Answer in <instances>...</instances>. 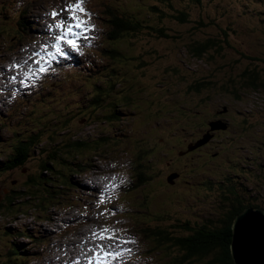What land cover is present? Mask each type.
Segmentation results:
<instances>
[{
  "label": "rangeland",
  "instance_id": "obj_1",
  "mask_svg": "<svg viewBox=\"0 0 264 264\" xmlns=\"http://www.w3.org/2000/svg\"><path fill=\"white\" fill-rule=\"evenodd\" d=\"M20 2L0 0V161L14 142L10 136L15 130L26 134L34 125L46 124L49 118L53 127L58 126L56 121L68 120L70 130L66 137L96 139L107 134L113 149L100 152L97 157L88 155L95 172H69L70 186L55 205L38 208L31 202L24 205L14 202L10 209L0 207V264L13 261V256L8 257L11 244L19 247L20 255H25L26 259L19 263L97 264L99 254L103 264L109 257H103L98 247L101 243L107 251H120L123 261L114 259L121 264H203L181 263L183 254L179 250L160 247L144 237L145 230L157 226L171 237L184 238L186 225L191 230L209 222L218 227L220 221L227 219L230 208L239 211L243 205H251L264 209V90L241 91L243 97L239 101L217 91L218 84L227 79H233L239 88L240 72L255 69L254 65L259 64L256 61H262L260 70L264 74V0H174L175 6L165 11L157 0H85L90 17L86 18L88 30L80 41L84 44L95 36L94 30L102 21L104 29L97 39L101 48L109 47L108 51L101 53L100 48L95 52L92 66L68 67L49 77L35 94L16 100L15 108L10 109L13 93L28 87L36 68L43 65L35 63L40 57L34 53L46 52L42 45L29 44L30 39L18 33L21 28H17L14 19L18 9L26 6ZM66 2L37 0L34 11H23L30 24L25 28L31 34V25L35 23L32 17H42ZM152 6L156 10L161 7L153 13L163 11V20L152 16ZM48 7L51 11H47ZM30 8L28 5L25 9ZM115 8L118 12H134L138 18L151 14L148 25L152 29L147 31L151 35L143 30L133 39L113 41L122 57L119 54L120 59L110 60L112 45L106 40L110 29L103 11L117 14ZM181 12L187 24L177 21ZM66 15L64 12L60 18L65 19ZM55 23L49 18L41 27ZM155 30L168 39H159ZM58 34L56 30L55 35ZM205 36L212 37L221 49L219 53L205 55L200 62L188 54L187 46ZM22 39L28 40H23L22 46L15 42ZM45 77L36 76L38 84ZM101 81L105 84L98 85ZM200 82L202 86L208 83L207 88H200ZM98 86L102 94L109 95L107 100L122 107L118 108L116 122L93 124V113L85 119L96 107L92 96ZM39 96L42 98L35 102ZM101 105L109 109V114L113 113L110 104ZM222 106L228 110L223 113V120H215L214 110H222ZM66 112L69 114L65 115ZM214 122H221L225 129L211 130L209 124ZM45 131L42 140L56 139L51 140V131ZM206 135L209 140L194 148ZM39 148L30 152L24 166L0 174V191L6 189L7 194L12 188L18 192L27 176L38 172L50 149L47 146L43 154ZM142 150L144 154L133 164L130 154L136 156V151ZM111 163L125 166V170L130 165L139 166L142 175L149 178L145 185L137 187L135 174L132 188L124 193L114 192L118 182L127 186L126 173L109 168L113 167ZM130 170L134 168L131 166ZM92 173L95 177L90 178ZM172 176L176 178L167 181ZM232 185L243 204L238 198L230 199L234 197ZM100 192L105 198L103 203L94 201L101 199ZM1 199L0 196V202ZM44 215L51 216L52 222L44 221ZM82 217L85 223L77 226L76 219L80 222ZM104 228L114 230L116 240L127 243L100 241L93 236ZM58 229L62 231L57 233ZM26 233L31 239L21 237Z\"/></svg>",
  "mask_w": 264,
  "mask_h": 264
},
{
  "label": "trees",
  "instance_id": "obj_2",
  "mask_svg": "<svg viewBox=\"0 0 264 264\" xmlns=\"http://www.w3.org/2000/svg\"><path fill=\"white\" fill-rule=\"evenodd\" d=\"M157 1L159 2V4H161L162 8H159H161L163 11H165V9L170 10L172 6H175V4L173 3L174 0ZM36 2L37 0H33L32 2L28 3V5L32 6L29 11L25 9L28 5L23 7L21 6L19 8L20 13L18 17L14 19L17 20V28H21L18 33L27 37L28 40L31 39V35L29 33V28H25V26H30V24L28 21V17L24 16L23 11H25L24 13H31L32 11H34L33 6L36 4ZM142 3L146 2L143 1ZM153 3L156 4V2L154 1ZM159 8L156 10L155 6H152L151 14L152 16L156 15L154 17H156L157 19L161 17V19L163 20L164 16L161 15L163 11L159 12L160 15L153 13L154 11H159ZM114 10H116L117 14L109 10L108 13L110 15L105 12V17L108 21V27L110 29L106 38L109 44L112 45L113 41L116 42L124 37L133 39L138 34L140 35L143 30H145V32H143L144 34L151 35L149 32H147L148 30L152 29V25H148V23H150L151 21V14L138 18L136 13L134 12L126 13L124 12V10H120L118 12L119 9L117 10V8H115ZM180 16V18H176L177 21L180 22L182 25H184V23L187 24L188 22L186 21V17L182 14V12ZM3 25L6 27H11V24L4 23ZM189 25L193 28L191 22H189ZM155 31L157 32V37L159 39H168L167 35L160 36L158 30ZM27 39H22L18 41L15 40V42H18V45H22L23 40L27 42ZM187 47L188 54L194 57L196 60H199L200 62L205 55L208 54L210 56L211 53H219L221 49L219 45L217 46V42H215V40L209 36L203 37V40L199 42H191V44H189ZM108 48L104 46L101 48L100 52L104 53L108 51L106 50ZM110 48H112L110 49L112 52H109L110 60H116L122 57L119 47L112 45L110 46ZM119 54L121 55V57L119 56ZM246 59L249 61L252 60V62L256 61L255 58L246 57ZM256 62H259V64L254 65L255 69H243V71L240 72L237 81L239 88L235 87V81L233 79H227L218 84L217 91L220 90L221 92H224V94H228L229 96L235 98L236 101H239L243 97L241 91L248 90L250 92H260L261 90H264V74L260 70V63L262 61L260 60ZM101 84H105V82L101 81L98 85ZM202 84L203 83L200 82L198 83V86H200V88H207L205 85H207L208 83L203 86ZM100 87L101 86L97 87V91L101 90ZM200 88H196V91L200 90ZM108 93H110V91ZM101 94H97L94 98H92V101L94 103L93 105H96V107L89 112L85 119H87L89 115L93 113V119H91L93 124H108L116 122V120H118L116 116H119L120 114L117 113L118 108L122 109V107H120V105L117 104L116 101L111 102L107 100V97L109 96L107 95V93L102 95ZM104 103L111 105V107L113 108V113L109 114V109L107 110L103 105H101ZM9 108H15V103H13ZM99 110H101V112ZM222 111L223 108L222 110H220L221 114L226 112L225 109L224 112ZM102 112L104 113L102 114ZM38 114L43 115L41 112ZM68 114L69 113L65 115ZM32 122H34V120H32L31 123ZM57 122L58 126H50L51 124H53V121H51L49 118L46 124L42 125L41 127H38L39 125H34L33 128L26 131V134H21V132H19L20 130H15L11 134L10 137L14 139V142L10 145L11 148L8 150L7 155H5L4 159L0 161V174L2 175H6L12 170H15L17 168L19 169L20 167L24 166L30 159V152H33L34 148L38 149V147H40L39 153L43 154L45 153V148L47 146L50 149L48 150L49 152L46 154V159L41 162L38 172L36 174L27 176L25 182L21 184L22 186L20 187V190L18 192H13L11 190L12 188L8 189L9 192L7 194L4 193L6 189H2L0 191V196L2 197L0 207L4 206L10 209L14 205V202H19L18 205H24L31 202V205H35L38 208H41L48 204L49 206L51 204L55 205V202L62 199V196L64 195L65 191L70 186L69 172H74L75 174L84 173L88 171L95 172L96 168H92L90 166L88 155H94L93 157H97L96 154L113 149V147L109 144L110 137L107 134L101 135L102 137L96 139H76L71 137L70 135L66 137L70 130V128H68L67 126L69 124L68 120L62 119L60 121H56V123ZM17 127L21 126L18 124ZM45 130L51 131L49 136L51 140L53 137H56V139L54 141H50L47 139L42 140L41 138H43V135L47 133ZM44 143H46V145ZM5 146H7V144H5ZM136 154V156L134 155V153L130 154L133 159V164L136 160L141 158L140 156L144 154V150H142L141 152L136 151ZM84 159L86 160L83 163L82 160ZM111 164L113 165V167L109 168H114L115 170H120L121 172L123 171L126 173L125 179L128 184L125 188H119L118 192L124 193L125 191L133 187L131 183H133L134 181L133 178L135 174H137L138 176L137 187L145 185L144 183L149 178V176L144 177L142 175L143 172L140 171L141 169L139 166L130 165L128 166V169L125 170L123 169V167H116L115 164ZM131 166L134 168V170H130ZM106 173L114 172L108 171ZM91 175L94 176L93 173ZM234 191L235 187L232 185V194H234V197H230V199L236 200L238 198L241 204H243L242 200L240 199L242 197L236 195ZM6 199H8V201ZM78 199H80V197H78ZM54 205H52V207ZM248 206L243 205V207H241L239 211H227V214L225 216L227 219L224 221H220V226L218 227L217 225L215 226L211 222H209L197 225L195 228H192L193 230H191V228L187 227L186 225V228L183 229L186 233L184 238L171 237L170 233L165 231V229L157 226H148L147 230H145L147 234H144V237L149 239L151 238L160 247L166 246L167 248L172 246L179 250L180 253L183 254L181 263L199 262L203 264H233L230 256V244L232 233L231 227L237 215ZM252 207L257 208L255 206ZM16 213H20V211H17ZM12 214L14 215V212H12ZM47 216L48 215H44L43 217ZM145 231L142 233H145ZM21 237L31 239V236H28L27 233L22 235ZM19 251V247L14 244H11V250L9 251L8 257L13 256V261L9 260L5 264H27L28 262L19 263V261L26 259L25 255H20Z\"/></svg>",
  "mask_w": 264,
  "mask_h": 264
},
{
  "label": "snow or ice",
  "instance_id": "obj_3",
  "mask_svg": "<svg viewBox=\"0 0 264 264\" xmlns=\"http://www.w3.org/2000/svg\"><path fill=\"white\" fill-rule=\"evenodd\" d=\"M85 0H72V2H66L62 12H65L66 18L65 19H56L59 15L58 12L53 11L51 16L56 23L54 25H49V30L52 31L54 29L59 30V34L54 36V43L51 45L52 48L55 49V53L48 51L47 56L52 57L55 59V56H67L69 53L65 50L66 46L67 49L72 51L77 50V41L73 39V37H78L79 33L76 31L77 29H84L88 24V17H90V13L86 11L84 7ZM47 47V46H45ZM35 56L40 57V59L36 60L35 63L38 65L44 60V55L42 53H34ZM18 67V66H17ZM40 72H45L46 69L41 66L39 68ZM103 193L101 194V200L99 203H103ZM93 236L99 239L100 241L108 240V241H116V243H127V241L120 242L116 240V234L114 230H110L108 228H104L101 230L100 233H93ZM101 252L103 253V257H112L116 258L120 255V253H113L104 249L103 243L98 245ZM130 251V250H129ZM97 264H102V257L98 254L97 257Z\"/></svg>",
  "mask_w": 264,
  "mask_h": 264
},
{
  "label": "water",
  "instance_id": "obj_4",
  "mask_svg": "<svg viewBox=\"0 0 264 264\" xmlns=\"http://www.w3.org/2000/svg\"><path fill=\"white\" fill-rule=\"evenodd\" d=\"M212 125L211 130L225 129L224 126L215 128V124ZM209 138V135L204 136L194 148L205 144ZM174 178L176 176L167 181L172 182ZM231 228L230 256L233 264H264V211L246 208L237 215Z\"/></svg>",
  "mask_w": 264,
  "mask_h": 264
},
{
  "label": "bare ground",
  "instance_id": "obj_5",
  "mask_svg": "<svg viewBox=\"0 0 264 264\" xmlns=\"http://www.w3.org/2000/svg\"><path fill=\"white\" fill-rule=\"evenodd\" d=\"M84 30H88V27L86 26L85 28H84ZM31 35V37H34L35 36V33H31L30 34ZM29 44H31V42L29 43ZM21 48V47H20ZM78 64V63H77ZM76 65V64H75ZM68 67H71V66H69V65H64V66H61V67H59L58 69H57V72H58V74L59 73H61V71L62 70H64V69H66V68H68ZM57 74V75H58ZM214 123H216L215 125H214V127H216V128H218V127H220V126H224L221 122H219V123H217V122H214ZM209 126H213V125H211V124H209ZM91 177H92V175H91ZM96 185V184H95ZM87 196H90L91 194H86ZM104 198V197H103ZM105 199V198H104ZM94 200V199H93ZM101 199L100 198H96L94 201H96V202H98V201H100ZM7 218V217H6ZM44 221H46L48 224L50 223V222H52V219H51V216L49 217V216H47V217H44ZM90 248H92V247H90Z\"/></svg>",
  "mask_w": 264,
  "mask_h": 264
},
{
  "label": "flooded vegetation",
  "instance_id": "obj_6",
  "mask_svg": "<svg viewBox=\"0 0 264 264\" xmlns=\"http://www.w3.org/2000/svg\"><path fill=\"white\" fill-rule=\"evenodd\" d=\"M221 108L225 109L226 112H227V110H228L227 106H222ZM213 115H214L215 120H219V119L223 120V118H224V117H223L224 114H221L219 109L214 110ZM228 126H229V125H228ZM215 136H216V133H215ZM215 136H214V137H215ZM213 139H214V138H213ZM213 139H212V140H213ZM212 140H211V141H212ZM232 207H233V206H232Z\"/></svg>",
  "mask_w": 264,
  "mask_h": 264
},
{
  "label": "clouds",
  "instance_id": "obj_7",
  "mask_svg": "<svg viewBox=\"0 0 264 264\" xmlns=\"http://www.w3.org/2000/svg\"><path fill=\"white\" fill-rule=\"evenodd\" d=\"M176 176H177V175H176ZM246 208H252V209H254V210L259 209V210H263V211H264V209H262V208H258V207H257V208H253L252 206H248V207H246ZM246 208H244L243 210H245ZM230 210H231V208L228 209V211H230ZM243 210H242V211H243ZM242 211H241V212H242ZM241 212H240V213H241ZM240 213H239V214H240ZM239 214H238V215H239ZM231 260H232V259H231Z\"/></svg>",
  "mask_w": 264,
  "mask_h": 264
}]
</instances>
